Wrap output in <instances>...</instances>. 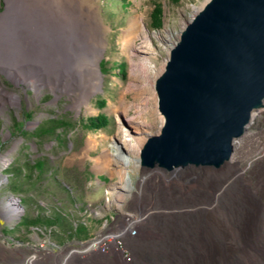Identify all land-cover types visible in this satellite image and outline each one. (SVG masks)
Instances as JSON below:
<instances>
[{
	"label": "rangeland",
	"instance_id": "374dc122",
	"mask_svg": "<svg viewBox=\"0 0 264 264\" xmlns=\"http://www.w3.org/2000/svg\"><path fill=\"white\" fill-rule=\"evenodd\" d=\"M23 1L14 3L19 7ZM207 1L92 0L99 22L106 29L103 35L106 48L99 63L102 86L90 99L95 112H90L86 106L74 107L79 92L56 94L50 87L36 91L0 71V85L18 97L17 104L5 97L6 102L0 105V264H112L114 256L94 251L81 253L104 237L105 242L112 240L113 235L121 233L135 220L137 223L116 240L120 246L127 247L125 258L130 256L135 264H162L164 238L169 228H181L192 220H200L207 212L209 208L205 203L209 193L197 189L193 175L182 179L179 175L207 172L211 168L190 166L166 171L145 167L141 162V152L148 138L160 135L166 121L157 103L159 71L165 70L171 49ZM124 4L128 6L125 10L122 9ZM6 7V0H0V18ZM157 9L162 11L160 19ZM137 18L146 28H141L135 36L133 49L144 47L143 37H148L152 47L150 59L156 66L155 82L147 86V95L129 90L131 85L139 84L131 77L132 62L125 52L130 50L126 49L123 38ZM16 19L15 16L14 21ZM142 104H146L147 109L141 113ZM259 108L263 112L257 115L252 126H247L249 132L257 135L259 148L253 145L252 149L256 150L247 154L243 163L239 161L237 167L230 169V177L225 178L227 184L224 188L218 187L216 192L215 207L232 209L233 202L239 204V187L264 159V104ZM126 112L138 118L143 127L148 126L140 135L143 148L139 154V146L131 147V144L130 151L124 147L120 150L139 160V166L131 162L125 168L116 157H110L99 166L103 152L111 145H118L120 137H124ZM101 114L108 118V127L87 126V120ZM60 121L68 125L63 126ZM89 137L97 138L93 149L88 147ZM222 167L213 170L221 174ZM241 168L246 169L244 175L233 177ZM125 171L134 186L128 192L122 190L123 184L119 183ZM14 207L18 209L17 216L12 213ZM54 214L62 215L67 226L86 227L87 237L80 240L71 238L60 228L22 224L25 218L46 219ZM140 231L153 236L140 242ZM72 251L79 255L71 256ZM132 253L136 258H132ZM68 256L70 258L64 261ZM32 257L35 260L29 263Z\"/></svg>",
	"mask_w": 264,
	"mask_h": 264
},
{
	"label": "bare ground",
	"instance_id": "6f19581e",
	"mask_svg": "<svg viewBox=\"0 0 264 264\" xmlns=\"http://www.w3.org/2000/svg\"><path fill=\"white\" fill-rule=\"evenodd\" d=\"M14 1L6 0L7 7L0 18V71L17 83L34 87L36 91L50 87L56 94L79 92L74 107L82 109L86 106L90 112H95L90 99L102 86L99 63L106 48L103 38L106 29L99 22L92 0H24L19 7ZM141 28H146V25L142 20L139 22L138 18L135 19L125 32L123 43L130 50L124 49L132 62L131 77L134 83L136 81L139 84L131 85L129 90L147 95V86H153L155 82L153 71L156 66L150 59L152 47L148 37H143L144 47L133 49L135 36ZM163 72L161 68L159 74ZM5 97L13 104L18 103L17 94L0 85V105L6 102ZM157 103L159 107V97ZM139 108L142 113L147 106L142 104ZM261 112L260 108L256 109L247 126H252ZM247 128L240 139L237 138L239 141H234L233 155L223 165L221 174L213 170L217 168L205 167L211 169L207 172L179 175L181 179L191 175L196 178L197 189L209 193L205 203L209 209L200 220H192L181 228H169L168 236L164 238L162 264H264V159L254 167L246 183L239 187L238 200L241 204L233 202L232 209L214 205L218 187H225L228 182L225 178L232 173L230 169L237 167L239 161L242 162L247 154L256 150L252 149L253 145L259 148L257 135ZM147 129L148 126L143 127L138 118L130 117L128 112L124 113V137H120L118 145H111L109 150L103 152L98 165L107 163L110 157H116L118 163L125 168L131 162H136L139 166V160L124 155L120 150L124 147L130 151L131 144V147L139 146V154L143 148V138L140 135ZM96 140L95 137L88 138L89 149L95 148ZM245 172L246 169L241 168L232 175L241 178ZM174 176L178 177L177 173ZM121 179L119 183L123 184L122 190L128 192L134 188L129 173L125 171ZM121 199L123 198H118ZM12 213L17 216L18 209L14 207ZM135 223L137 220L124 227L121 233L119 231L113 235V241L120 239L128 227L131 228ZM151 236L153 234L140 231L139 241H146ZM103 239L93 242L81 254L100 252L114 256L112 264H135L126 260L123 251L117 249L115 244L110 246L108 252L101 251L100 243ZM124 250H127L126 246ZM70 254L79 255L75 251ZM131 256L136 258L134 253ZM68 258L70 257L64 261ZM34 260L35 257H32L29 263Z\"/></svg>",
	"mask_w": 264,
	"mask_h": 264
},
{
	"label": "water",
	"instance_id": "95a60500",
	"mask_svg": "<svg viewBox=\"0 0 264 264\" xmlns=\"http://www.w3.org/2000/svg\"><path fill=\"white\" fill-rule=\"evenodd\" d=\"M156 91L165 117L141 162L220 168L264 101V0H208L171 49Z\"/></svg>",
	"mask_w": 264,
	"mask_h": 264
},
{
	"label": "trees",
	"instance_id": "16d2710c",
	"mask_svg": "<svg viewBox=\"0 0 264 264\" xmlns=\"http://www.w3.org/2000/svg\"><path fill=\"white\" fill-rule=\"evenodd\" d=\"M126 0H124L125 2ZM127 4L122 5V9L125 10L127 9ZM156 13L158 14V17L160 19L161 13L162 11L160 9L156 10ZM101 105H105V102H101ZM108 118L101 114L99 115L97 118H92L87 120V126L93 128V129H104L106 127H108ZM105 122V123H104ZM61 125H68L67 123L61 122ZM14 188V187H13ZM16 189V188H15ZM23 225L27 226V227H45L46 229H52V228H60L62 229L66 234H69L71 236V238H75V239H84V237L86 238L88 235V231L86 229V227H84L83 225L78 226L76 228L71 227L70 225L67 226L66 222L63 220V216L59 215V214H54L46 219H29V218H25V223H22ZM66 226V227H65Z\"/></svg>",
	"mask_w": 264,
	"mask_h": 264
},
{
	"label": "built area",
	"instance_id": "2783aa9c",
	"mask_svg": "<svg viewBox=\"0 0 264 264\" xmlns=\"http://www.w3.org/2000/svg\"><path fill=\"white\" fill-rule=\"evenodd\" d=\"M109 238V237H108ZM105 238L103 239V242L102 243H100V248L103 250V251H109V248H110V246L112 245V244H115V246H116V248L117 249H121L122 251H123V257L125 258V256H126V250H124V247L123 246H120V242H116V240L115 241H113V237H112V240H110V241H108V242H105ZM130 257V256H129ZM129 257H126L125 259H127L129 262L131 261V259L129 258Z\"/></svg>",
	"mask_w": 264,
	"mask_h": 264
}]
</instances>
